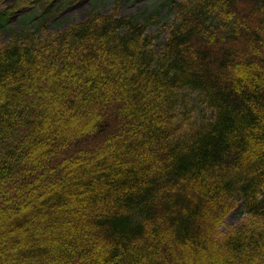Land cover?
Segmentation results:
<instances>
[{
  "label": "trees",
  "instance_id": "1",
  "mask_svg": "<svg viewBox=\"0 0 264 264\" xmlns=\"http://www.w3.org/2000/svg\"><path fill=\"white\" fill-rule=\"evenodd\" d=\"M161 6L0 38V264H264V0Z\"/></svg>",
  "mask_w": 264,
  "mask_h": 264
},
{
  "label": "rangeland",
  "instance_id": "2",
  "mask_svg": "<svg viewBox=\"0 0 264 264\" xmlns=\"http://www.w3.org/2000/svg\"><path fill=\"white\" fill-rule=\"evenodd\" d=\"M164 2L165 0H0V38L3 42H7L12 38L13 32L21 31L23 27L35 29L49 11L52 14L49 17L48 27L57 33L71 24L86 20L93 7H96L98 12L106 14L110 13L117 3L118 12L122 16L147 15L153 9L160 8L159 27L149 28L150 32L158 34L159 40L155 42V45H158L159 41L165 38L174 19V16L166 14V7L161 6ZM1 17L5 19L2 20ZM177 99L180 112L193 109L192 115L196 119L205 115L197 94L182 90ZM183 116V113L179 114L180 119ZM234 202V209L225 218L221 227L223 233L235 226L242 218L243 203L238 195H235Z\"/></svg>",
  "mask_w": 264,
  "mask_h": 264
}]
</instances>
